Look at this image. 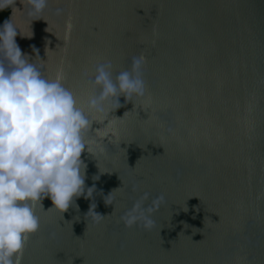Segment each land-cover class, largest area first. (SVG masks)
Listing matches in <instances>:
<instances>
[{"label":"water","instance_id":"1","mask_svg":"<svg viewBox=\"0 0 264 264\" xmlns=\"http://www.w3.org/2000/svg\"><path fill=\"white\" fill-rule=\"evenodd\" d=\"M16 7L22 53L82 100L107 60L143 54L147 84L94 125V198L64 217L45 198L22 264H264V0H49L46 21ZM144 192L166 200L150 231L120 221Z\"/></svg>","mask_w":264,"mask_h":264},{"label":"clouds","instance_id":"2","mask_svg":"<svg viewBox=\"0 0 264 264\" xmlns=\"http://www.w3.org/2000/svg\"><path fill=\"white\" fill-rule=\"evenodd\" d=\"M19 2L34 20L44 19L49 0ZM16 4L17 0H0V10L12 7L14 14ZM62 11L57 9V15ZM17 29L11 17L0 27V264H22L28 244L41 229L37 207L45 211V198L54 205L45 212L56 209L63 217L70 207H78L77 198H94L96 188L86 187L87 164L82 159L85 152L96 156L94 125L122 107L120 97L135 104L134 98L147 94L146 57L141 54L118 73L110 60L97 63L86 81L90 92L82 100L63 78L48 76L43 64L22 53ZM115 190L105 197L107 205L113 204ZM164 203L163 194L153 198L144 192L120 221L128 228L150 231L156 224L153 215ZM95 208L93 203L87 217L98 221L104 216Z\"/></svg>","mask_w":264,"mask_h":264},{"label":"trees","instance_id":"3","mask_svg":"<svg viewBox=\"0 0 264 264\" xmlns=\"http://www.w3.org/2000/svg\"><path fill=\"white\" fill-rule=\"evenodd\" d=\"M11 13L10 7L0 10V27L3 26L5 20L9 19Z\"/></svg>","mask_w":264,"mask_h":264}]
</instances>
